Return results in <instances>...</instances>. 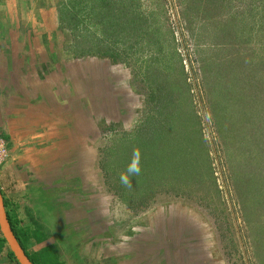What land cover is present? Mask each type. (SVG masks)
<instances>
[{
  "label": "rangeland",
  "instance_id": "obj_1",
  "mask_svg": "<svg viewBox=\"0 0 264 264\" xmlns=\"http://www.w3.org/2000/svg\"><path fill=\"white\" fill-rule=\"evenodd\" d=\"M111 1L134 16L128 33L107 48L101 27L81 8L79 36L85 50L110 49L117 61L78 57L70 33L57 51L70 80V111L83 106L95 127L96 167L83 192L100 197L101 234L116 229L117 252L127 246L125 234L195 243L179 264H264V106L237 81L247 61L264 63L257 0H216L215 7L205 0ZM150 29L151 38L144 33ZM172 116L185 130L172 127ZM157 120L170 122L165 144L174 151L152 143ZM143 122L145 148L130 144ZM133 165L140 167L135 175ZM144 250L152 264L158 250Z\"/></svg>",
  "mask_w": 264,
  "mask_h": 264
},
{
  "label": "crops",
  "instance_id": "obj_2",
  "mask_svg": "<svg viewBox=\"0 0 264 264\" xmlns=\"http://www.w3.org/2000/svg\"><path fill=\"white\" fill-rule=\"evenodd\" d=\"M65 1L0 0V139L9 151L0 166V187L6 213L22 228L42 227L51 234L28 243L31 255L57 245L65 264H150L144 249H157L152 264H170L165 252L179 264L195 243L138 236L134 241L125 234L127 246L117 252L116 229L101 234L100 197L83 192L96 167L95 127L83 106L70 111V80L57 53L69 33L60 27L58 5ZM73 81L82 88L78 76ZM90 199L92 207L86 208ZM103 246L107 255L101 254ZM9 250L0 245V264H17Z\"/></svg>",
  "mask_w": 264,
  "mask_h": 264
},
{
  "label": "trees",
  "instance_id": "obj_3",
  "mask_svg": "<svg viewBox=\"0 0 264 264\" xmlns=\"http://www.w3.org/2000/svg\"><path fill=\"white\" fill-rule=\"evenodd\" d=\"M205 1L212 2L213 3L212 5L215 7L216 0H205ZM257 3H258V7L254 8L253 10H255V18H256V22L259 27L258 31L259 33H261L262 36H264V0H257ZM81 8H83V11L85 12V19L88 20L89 24L92 27H101L103 31L102 32L103 41L101 43H103L107 48L108 46L111 45V43L114 44V43L119 42L117 39L121 38L122 35L128 33V29L130 28V25L134 23L133 22L134 16L128 15L127 10L126 11L123 10L118 5L113 3L111 0H67L63 2L62 4H60L59 6L60 27L62 30H66L71 34L72 46L75 49L78 57L95 56L99 58H108L112 60L113 62L117 61L118 60L117 55L111 52L110 49L98 50L95 52L93 51V49L85 50L83 48V45L81 44L82 38L79 36L81 34L80 27L82 24V21H81L82 19L80 17ZM233 23L234 22L230 20V22L227 23L228 24L227 29H229ZM112 29H113V32H112ZM151 32L152 31L150 29V31L145 30L144 33L146 36L151 38V35H150ZM222 35L219 34V36L217 37H220ZM241 62L245 63L244 61H241ZM247 62L245 63L246 67L243 68V73L241 74L240 77H238L239 79H237V81L244 83L242 85L243 87L242 93L248 94L247 97L249 98L254 97L253 99L254 102H256L258 98L261 99L262 100L261 105L263 107L264 106V71L262 70V68H263L264 63L262 62L254 63L253 60H250L249 64ZM254 65H256L257 69ZM261 86H262V91L259 92L257 89L260 88ZM159 118L162 119L160 116ZM171 119H172L171 121H173L172 122L173 128L174 126H176L178 129L182 128L185 130V126L179 122V119H177L176 116H172ZM164 121L165 122H162V121L158 122L157 120L156 122L157 132L155 133L156 136L153 135V139L151 140H152V143L156 144V149L159 152L162 151L163 147L166 152L167 151L170 152L171 150L174 151V149L172 148L169 149L170 147L168 148L166 147L165 135H168L170 133L169 130H171V127L169 125L170 122L168 123L166 120ZM146 127H147V122L146 123L143 122L140 128L137 130L135 134L136 136L134 137V139H131L130 144L132 145L137 144L136 146L139 145L138 142L141 141V138L142 139L144 138ZM164 131H167V132H164ZM194 133H195L194 136L197 137L196 135H198V133L197 132H194ZM141 144L143 146L144 142ZM143 147L145 148L146 145L144 144ZM140 158H138V163H139V166H142L144 161L141 162ZM159 158L161 157H158L157 160H159ZM133 166L134 168H130L129 170L132 175H135L134 173L137 170L139 172L140 167L137 169L136 165H133ZM140 179L141 178L139 176L135 178L136 181L137 180L142 181ZM143 185H144V181H143ZM145 188L146 186L144 185L143 189ZM7 215H8V219L10 222L12 232L14 233L20 246L23 248L24 252L30 258L33 264H65V262L61 258L60 250L57 247V245L52 246V248L48 249V251H42V252H39L33 255L29 254L27 250V245L31 240H35L37 243L43 242L49 236H51V234L48 232H45L44 230H41L42 227H38L35 230H29L27 228H22L20 227L21 221L16 216L12 215L8 211H7ZM0 245H7V242L3 238L2 233L0 237ZM9 256L17 264H19L14 254L10 250H9Z\"/></svg>",
  "mask_w": 264,
  "mask_h": 264
},
{
  "label": "water",
  "instance_id": "obj_4",
  "mask_svg": "<svg viewBox=\"0 0 264 264\" xmlns=\"http://www.w3.org/2000/svg\"><path fill=\"white\" fill-rule=\"evenodd\" d=\"M0 230L3 238L7 242L10 251L14 254L19 264H33L30 258L26 255L23 248L20 246L14 233L12 232L8 215L5 210V203L0 187Z\"/></svg>",
  "mask_w": 264,
  "mask_h": 264
},
{
  "label": "built area",
  "instance_id": "obj_5",
  "mask_svg": "<svg viewBox=\"0 0 264 264\" xmlns=\"http://www.w3.org/2000/svg\"><path fill=\"white\" fill-rule=\"evenodd\" d=\"M9 159V151L7 149L6 143L0 139V166L4 164Z\"/></svg>",
  "mask_w": 264,
  "mask_h": 264
}]
</instances>
